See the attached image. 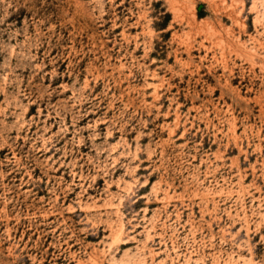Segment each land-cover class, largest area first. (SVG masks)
I'll use <instances>...</instances> for the list:
<instances>
[{
	"label": "rangeland",
	"instance_id": "374dc122",
	"mask_svg": "<svg viewBox=\"0 0 264 264\" xmlns=\"http://www.w3.org/2000/svg\"><path fill=\"white\" fill-rule=\"evenodd\" d=\"M0 264H264V0H0Z\"/></svg>",
	"mask_w": 264,
	"mask_h": 264
}]
</instances>
